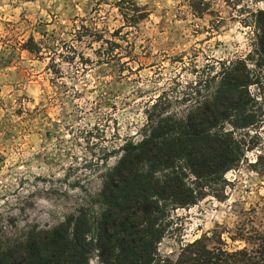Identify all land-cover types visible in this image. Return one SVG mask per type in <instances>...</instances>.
<instances>
[{
    "label": "rangeland",
    "instance_id": "rangeland-1",
    "mask_svg": "<svg viewBox=\"0 0 264 264\" xmlns=\"http://www.w3.org/2000/svg\"><path fill=\"white\" fill-rule=\"evenodd\" d=\"M121 1L0 0V235L94 211L104 174L119 146L138 137L153 98L176 96L170 107L181 112L224 65L226 73L243 60L257 118L236 132L244 159L219 179L189 175L202 198L172 213L174 230L158 250L175 258L196 239L242 248L230 239L238 227L264 224V64L255 28L264 0ZM133 5L143 19L127 21L139 13ZM89 264L101 263L92 255Z\"/></svg>",
    "mask_w": 264,
    "mask_h": 264
},
{
    "label": "trees",
    "instance_id": "trees-1",
    "mask_svg": "<svg viewBox=\"0 0 264 264\" xmlns=\"http://www.w3.org/2000/svg\"><path fill=\"white\" fill-rule=\"evenodd\" d=\"M132 10L139 13L127 21L145 16L136 5ZM255 28L264 64V9L255 15ZM252 80L246 62L237 60L211 77L205 94L196 90L194 103L181 112L170 107L176 96L153 98L138 137L119 146L116 164L104 174L96 209L80 208L54 227L30 228L21 237L0 235V264H89L92 255L101 264H264V224L252 232L238 227L230 239L245 245L235 250L201 239L180 247L175 258L158 250L174 230L172 213L202 198L189 175L219 179L244 159L247 144L236 132L257 121Z\"/></svg>",
    "mask_w": 264,
    "mask_h": 264
}]
</instances>
